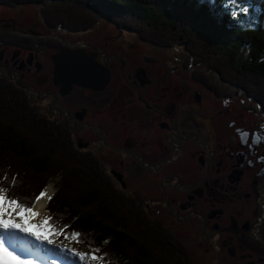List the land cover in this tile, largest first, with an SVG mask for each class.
Instances as JSON below:
<instances>
[{"label": "flooded vegetation", "instance_id": "obj_1", "mask_svg": "<svg viewBox=\"0 0 264 264\" xmlns=\"http://www.w3.org/2000/svg\"><path fill=\"white\" fill-rule=\"evenodd\" d=\"M2 33L12 39H0V76L21 86L50 118L70 127L77 149L103 161L116 185L130 192L144 189L149 214L188 244L196 259L264 264L262 105L236 89L220 99L202 82L179 77L178 64L168 71L151 57L146 68L136 55L131 62L129 55L116 58L124 48L111 51L110 58L103 50L112 44L111 36L100 51H87L82 49L86 45L46 46L23 30ZM121 33L132 35L115 28L116 36ZM77 49L100 56L108 71L103 87L73 84L62 91L53 56ZM241 97L252 104L234 112L229 105L244 103ZM42 102L48 103L44 107Z\"/></svg>", "mask_w": 264, "mask_h": 264}, {"label": "trees", "instance_id": "obj_2", "mask_svg": "<svg viewBox=\"0 0 264 264\" xmlns=\"http://www.w3.org/2000/svg\"><path fill=\"white\" fill-rule=\"evenodd\" d=\"M31 3H39L51 23L58 17L71 31L91 28L105 15L120 29L138 33L140 38L148 36L160 47L193 43L198 63H212L211 69L225 76L239 72L240 91L264 102V0H0L5 6ZM38 41L57 48L47 39ZM244 49L249 52L247 58L242 55ZM48 144L52 149L46 148ZM57 148L64 149L61 153L67 159L78 156L73 168L79 177L88 179L75 197L68 195V172L53 171ZM15 155L22 159L23 168L17 169L21 176L14 165H0V190L7 201L30 209L46 185L59 177L58 197H52L48 205L50 223L57 232L83 244V233H89L92 242L87 245L92 251L102 253L106 247L119 264H177L171 256L179 245L165 226L151 220L136 197L115 188L99 159L77 149L63 123L39 111L19 85L1 77L0 160ZM28 171L35 178L30 184ZM133 216L142 224L138 231L130 224ZM181 253L187 261L189 255L184 250Z\"/></svg>", "mask_w": 264, "mask_h": 264}, {"label": "rangeland", "instance_id": "obj_3", "mask_svg": "<svg viewBox=\"0 0 264 264\" xmlns=\"http://www.w3.org/2000/svg\"><path fill=\"white\" fill-rule=\"evenodd\" d=\"M47 18L48 17H45L43 10H42V6L39 3L38 4L31 3V4L17 5V6L16 5L15 6L0 5V39H2V41L12 39V37H8L5 33H2L4 31L12 32L14 30L15 31L23 30L25 32L34 33L35 36L40 37L39 39L41 38L47 39L50 44H54L56 47L61 44L56 49H58L59 47L63 48V46L68 47V48L70 47L71 48H78V47L82 48L84 45H86V48L83 47L82 49H85L87 51H96V50L100 51L101 48L105 46L104 43L105 41H107L106 38L111 36L109 39L112 40L111 41L112 44H110L108 48L104 47V50H103L105 52V55H107L110 58L114 56V53L111 54V51H116L118 49L124 48V50L116 53V58L118 57L123 58L129 55L126 58L128 62H131L132 56L136 55L137 58L139 57V58L144 59V67L146 68L152 65L153 61L150 62L151 57H153L152 59L154 61L157 60L155 64H157L158 61L164 62L168 71L170 70L169 68H171L173 65L177 66L178 64L180 66V69H179L180 75H178L179 77L187 76L189 78H194L197 84L202 82L204 85H206L204 87L211 89L215 91L216 93L220 94L219 96L220 99L225 97L224 95H228L229 93L231 94V91H233L234 89L240 90L241 86H239V79H237V78H240L239 72L237 74H227L225 76L223 73H220V72H217L211 69L214 66V64L212 63H206V62L201 63V64L198 63V59L200 58L196 50L194 51L193 43H190L191 45H185V46L184 45H173L171 47L165 48V47H160V46L153 44L148 36L144 35L145 37L143 36V38H140L138 33H133L131 31H128V32H131L132 35L131 34L123 35L121 33V35L116 36L114 34L115 28H117L118 30H123V29H120L117 26V24L108 20L105 15H102V17L100 16L97 22L95 23V25L91 26V28H88L86 30H80V31H71L65 25L59 23L58 17L55 18L57 19L55 23H51ZM123 31H127V30H123ZM16 38L20 42L23 39V37L20 35H17ZM115 45H120V47H116ZM41 47L42 46H40V48ZM125 49H127V51H125ZM51 53L53 54V51L50 52V50H47L45 54L50 55ZM248 54H249L248 50L244 49L242 51V55L246 56V58L248 57ZM213 59H216L215 56L213 57ZM184 66L186 67L185 70H184ZM4 78L6 80L9 79L7 76H5ZM31 84L34 85L33 82H31ZM38 87H41V86L38 85ZM20 88L23 89L21 86ZM26 93L29 95L32 104L36 106V108L39 111H42L40 107L42 105L38 104L35 98H33L28 92ZM243 94L246 95L245 92ZM243 97H241V99L245 101L247 98L243 99ZM252 100L253 101L255 100L254 102H256V104L258 103L262 105L264 109L263 101L260 102L254 98ZM42 103L44 106V105H47L48 102H42ZM250 104L252 103L249 100H247L244 103L243 102L242 103L233 102L229 106L234 107L233 110L234 112H236V111L243 110V108L248 109V107H250ZM253 108H255L256 111L258 112L257 106H254ZM246 118L252 119V116H246ZM67 128L70 130V133H71V128L70 127H67ZM20 130H23V128L20 127ZM58 135H59V138L62 137L61 133ZM32 142H35V141H32ZM51 146L52 145L48 144L46 145V148L52 149ZM62 151H64V149L62 148H57L55 152L52 151L54 152L55 157H57L58 159L56 162L57 164H53L54 166L53 171L55 172V170L62 168L63 170H66V172H68L67 180H65L67 187L70 185V188L67 190L71 192V194L68 192V195L69 196L73 195L75 197L77 190L80 188H83V183L87 182L88 179L87 178L84 179L82 176L79 177V173H77V171L73 168L74 162H76V160L79 157L76 155L73 156L74 154H72L71 157L67 159L66 158L67 155L63 157V154L61 153ZM94 157H96V155ZM59 160L62 162H59ZM99 161L101 163V168L106 171L107 167H105L104 164L102 165L103 161L101 160ZM21 162H22V159L16 157V155L13 158H11L10 156H7L4 159L0 160V165H2L3 167L11 166L12 168L14 165V168H16V171L18 172L17 169L23 168ZM85 164L88 165V163H85ZM107 166H111V164L107 163ZM71 172H73L72 175H70ZM30 173L31 172H29V175L26 176V181L28 178H30L28 184H30L35 179L33 176L30 175ZM19 175L21 176L20 173ZM37 180L39 181L41 180V178H38ZM113 184L115 188L121 189L122 191L126 192L127 194L133 197H136V195L134 194L142 195L143 196L142 198L137 196L136 201L142 205L147 216L151 220L155 219L152 217V214H149L147 207H145V203L149 197L146 195V191L144 189H133L130 192V191H126L125 188L119 187V185H116L115 182H113ZM46 186L47 188L44 190L42 195L46 191H48L50 187L52 188V195L49 199V204L51 205L52 202H50V200L52 199V197H54L53 200L58 197L57 196L58 190L60 191L59 186H62L61 179L59 177H55ZM0 195L4 196V194L1 192H0ZM64 195H65V192L62 196ZM24 197H29V195L24 196ZM35 203L33 204L35 205ZM58 203L61 204L60 202ZM34 205H32V207L30 208L31 210L34 207ZM27 215H29V213ZM13 217L17 220V222H21L19 217H16L14 214H13ZM7 218L8 217L5 216V219ZM50 219L51 217H50V213L47 207L46 212L43 213V217H41L40 220H36L32 224L42 225L44 221H47V226L52 232V234L49 236V239L52 242L49 244L52 246L55 245L54 248L58 247L61 249V251L69 250V256L75 258L78 261H81V263L83 262V264H119L117 261L115 262L113 261L114 258L110 255L109 249L106 247L104 248V250H102L103 254L101 252L92 251V249L87 245V243L92 242V238L89 233L84 232L83 237L86 240V242L84 244L79 243L76 240L67 238L65 233H62L58 229H57L58 230L57 232L55 230L56 228L51 226ZM137 220L139 219L133 216L131 217V221H130L132 228H135L136 230L138 227L142 225L141 223H138ZM143 229H144V226H143ZM13 231L17 233L32 232L31 230L29 232H21L19 229H14ZM166 231L175 239V241L179 245V246L175 245V250L178 252H176L173 256H171V259H173L177 264H204L201 260H198L196 259L195 256H193V254L190 252L189 246H187L188 244L186 245L181 239L176 238L167 229ZM66 232L71 233L70 230ZM31 236L36 238L35 235H31ZM172 247H174V245ZM183 250L186 251V253L189 255L190 259L188 258L187 261L184 259H181L182 256H180V254H183L181 253L183 252ZM162 252L165 253L163 249H162ZM78 254H82L83 258H81V255H78Z\"/></svg>", "mask_w": 264, "mask_h": 264}, {"label": "water", "instance_id": "obj_4", "mask_svg": "<svg viewBox=\"0 0 264 264\" xmlns=\"http://www.w3.org/2000/svg\"><path fill=\"white\" fill-rule=\"evenodd\" d=\"M53 60L55 80L62 83L64 92H68L73 84L92 89L101 88L108 80V71L98 54H88L80 49L65 50L55 54Z\"/></svg>", "mask_w": 264, "mask_h": 264}, {"label": "snow or ice", "instance_id": "obj_5", "mask_svg": "<svg viewBox=\"0 0 264 264\" xmlns=\"http://www.w3.org/2000/svg\"><path fill=\"white\" fill-rule=\"evenodd\" d=\"M2 191L0 190V192ZM30 212L31 209L18 205L14 200L7 201L3 195H0V227L5 230L19 229L21 232H29L31 230L36 240H46L48 243H51L52 241L49 239V236L52 232L47 226V221H44L42 225L32 224L30 217L27 215ZM13 214L19 217L21 222H17ZM5 216L8 218L5 219ZM78 255H81V258H83L82 254ZM0 264H31V261L21 259L19 255H14L13 251H9L8 247H5L4 243L0 242Z\"/></svg>", "mask_w": 264, "mask_h": 264}, {"label": "bare ground", "instance_id": "obj_6", "mask_svg": "<svg viewBox=\"0 0 264 264\" xmlns=\"http://www.w3.org/2000/svg\"><path fill=\"white\" fill-rule=\"evenodd\" d=\"M51 195H52V188L50 187L48 189V191H46L42 196H40L38 198V200L36 201L34 207L32 208L31 212L28 215L30 217V222L31 223H34L36 220H40V218L43 217V213H45L46 210H47V207H48V204H49V199H50ZM24 235L29 236V235H32V234L29 232V233H24ZM4 246L8 247L9 251H13V254L15 252L16 255H19V253L16 252L15 250H13L10 247V245L5 244Z\"/></svg>", "mask_w": 264, "mask_h": 264}]
</instances>
